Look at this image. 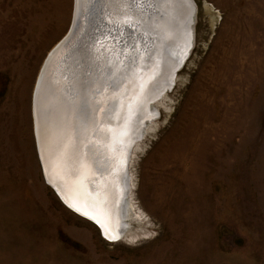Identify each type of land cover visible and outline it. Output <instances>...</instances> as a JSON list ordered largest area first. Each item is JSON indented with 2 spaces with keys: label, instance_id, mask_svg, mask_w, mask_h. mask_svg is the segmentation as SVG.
<instances>
[{
  "label": "rangeland",
  "instance_id": "obj_1",
  "mask_svg": "<svg viewBox=\"0 0 264 264\" xmlns=\"http://www.w3.org/2000/svg\"><path fill=\"white\" fill-rule=\"evenodd\" d=\"M193 1L192 54L130 153L137 217L111 243L51 189L35 137L75 0H0V264H264V0Z\"/></svg>",
  "mask_w": 264,
  "mask_h": 264
},
{
  "label": "bare ground",
  "instance_id": "obj_2",
  "mask_svg": "<svg viewBox=\"0 0 264 264\" xmlns=\"http://www.w3.org/2000/svg\"><path fill=\"white\" fill-rule=\"evenodd\" d=\"M93 1L76 0L74 23ZM101 5L100 15L82 22L48 55L34 95V125L46 182L116 242L126 234L128 217H137L127 200L130 152L145 123L158 114L151 103L176 82L194 47L197 6L193 0H101ZM87 27L93 34L88 48ZM64 148L62 161L58 153ZM97 214L103 224L90 218Z\"/></svg>",
  "mask_w": 264,
  "mask_h": 264
},
{
  "label": "water",
  "instance_id": "obj_3",
  "mask_svg": "<svg viewBox=\"0 0 264 264\" xmlns=\"http://www.w3.org/2000/svg\"><path fill=\"white\" fill-rule=\"evenodd\" d=\"M75 5H76V0H75ZM101 8H103L102 5H101V0H94L93 3H92V6L90 7V9L88 8V10H87L86 12L83 11L82 14H80V15L77 17L75 23H74V18H73L72 26H71V29H70L69 33H70L71 31H73V34H75L74 32H78V31L80 30V28H81V26H82V22H84L86 19L88 20L89 18H93V15H94V14H96V15H100V13L102 12ZM195 16H196V13H195ZM73 23H74V25H73ZM124 24H125V23H124ZM90 26H92V25H90ZM126 26H129V25H126ZM91 28H92V27H91ZM89 29H90V27H87V28L85 29L84 33H83L84 36L86 35L85 33H87L86 38L83 40V41L86 42V43H85V46H87V48H88V46H89V39H90L89 37H90L91 35H93V34H92V31L89 32ZM93 32H94V31H93ZM69 33H68V34H69ZM68 34H67V35H68ZM83 35L80 36V37L82 38ZM194 35H195V32H194ZM92 37H93V36H92ZM150 38L153 39V44H154V42H155V41H154V38H152L151 36H150ZM81 43H82V42H79V43H78L79 48H82V47H83ZM193 48H194V47H193ZM193 48L191 49L190 53L188 54L187 59H188L189 56L191 55V53H192V51H193ZM84 55H87V53H85ZM89 56H90V55L88 54L87 57H88V59H89V61H90ZM187 59L185 60V62L182 63L181 68H179L177 72H179V71L185 66V63H186ZM37 84H38V82H37ZM174 86H175V83L172 85V87L167 88L166 91L172 90ZM36 87H37V85H36ZM35 91H36V89H35ZM166 91L163 92L160 96H163V94H165ZM35 93H36V92H35ZM35 93H34V95H35ZM34 97H35V96H34ZM158 99H159V98H158ZM158 99H157V100H158ZM157 100H156V101H157ZM152 104H153V103H151V105H152ZM117 108H118V104L116 105V110H117ZM151 109H152V106H151ZM33 113H34V99H33ZM33 115H34V114H33ZM34 127H35V125H34ZM35 134H36V132H35ZM140 137H141V136H140ZM134 144H135V143H134ZM127 164H129V161L127 162ZM54 191H55V194L58 196V198L61 200V202H62V203L68 208V209H70L71 211H73L74 213H76V214H78V215L80 216L79 213L75 212L73 209H71L70 207H68V206L63 202V200L61 199V197L59 196V194L57 193L56 190H54ZM81 217L84 218V219H86V220H89V219H87V217H84V216H81ZM92 222H93V221H92ZM98 226H99V225H98ZM99 227H100V226H99Z\"/></svg>",
  "mask_w": 264,
  "mask_h": 264
},
{
  "label": "snow or ice",
  "instance_id": "obj_4",
  "mask_svg": "<svg viewBox=\"0 0 264 264\" xmlns=\"http://www.w3.org/2000/svg\"><path fill=\"white\" fill-rule=\"evenodd\" d=\"M61 160H66L67 159V151H66V148L64 149H61L60 152L58 153ZM85 169L84 168H81L80 171L83 172ZM84 215H89L88 212H84ZM90 218L94 219L98 224H103L104 221L102 220L101 218V215L97 214V215H92ZM108 231L110 232L111 230L108 229ZM115 238V237H113Z\"/></svg>",
  "mask_w": 264,
  "mask_h": 264
}]
</instances>
